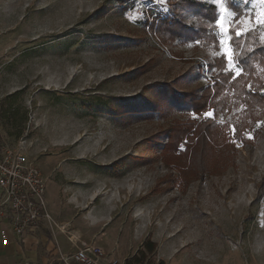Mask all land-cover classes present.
Instances as JSON below:
<instances>
[{
    "label": "rangeland",
    "instance_id": "rangeland-1",
    "mask_svg": "<svg viewBox=\"0 0 264 264\" xmlns=\"http://www.w3.org/2000/svg\"><path fill=\"white\" fill-rule=\"evenodd\" d=\"M184 1L0 0V130L27 135L56 230L119 264L147 241L146 264H264V107L234 94L249 84L232 87L245 73L230 78L222 30ZM197 1L233 31L248 17L243 40L264 48L259 0ZM171 19L209 35L160 34Z\"/></svg>",
    "mask_w": 264,
    "mask_h": 264
},
{
    "label": "built area",
    "instance_id": "built-area-1",
    "mask_svg": "<svg viewBox=\"0 0 264 264\" xmlns=\"http://www.w3.org/2000/svg\"><path fill=\"white\" fill-rule=\"evenodd\" d=\"M31 143L25 134L11 143L0 130V219H7L19 237L42 223L58 227L47 199V179L27 155ZM73 243L72 235L69 236ZM65 264H119L114 253L106 252L96 240L81 242L77 250L62 257Z\"/></svg>",
    "mask_w": 264,
    "mask_h": 264
},
{
    "label": "trees",
    "instance_id": "trees-1",
    "mask_svg": "<svg viewBox=\"0 0 264 264\" xmlns=\"http://www.w3.org/2000/svg\"><path fill=\"white\" fill-rule=\"evenodd\" d=\"M182 6H184L183 8L184 11L192 12L193 16L198 18L200 22L208 21L209 23L212 19L213 25L215 24L216 19H217L216 14H215L216 10H215V7H213L212 5L203 4L197 0H193V1L187 0L183 2ZM171 16L176 17L178 16V13L176 15L174 14ZM169 22L171 24L169 23L167 25V23L164 24L162 21L159 27L160 29H158L157 27V30H159L160 34L166 35V36L167 34H169V36L173 38H181V37H188L189 34L187 35L186 33H190L192 34V37L194 34L195 36L194 38H196V37L205 36L208 30L201 26H199L198 28H192L188 26L185 22L176 21L174 19H171V21ZM214 28H215V25H214ZM212 38H216V36L213 35ZM231 44L234 50L236 51V53L239 54L238 61L244 69L243 73H245L244 76H240L237 80L234 81V84L232 85V87L235 85H238L240 79H243L246 83L249 84L247 88L242 87L241 91L239 90H236V92L234 91V94H236L237 97L240 98L241 101L244 102V104L247 105L248 108H252V109L255 107L263 108L264 107V87H263V84L254 77V72L256 69L255 63L259 62L260 65L264 66V48L252 47L250 46L249 39L246 38L245 40H243L242 37L239 39L234 38L233 43ZM228 81L229 80H227V82ZM221 88H223V86L219 85V83H216V92H215L216 97L220 95ZM209 97H210V92L208 96H203L200 98H197L196 96L192 95L190 97V103L193 104L192 106L196 110H198L200 109V107L203 106V104L206 105ZM178 101H181V100L178 99ZM216 105L218 106L220 104L218 103ZM180 137H182L181 134H180ZM238 141H241L242 144L247 143L246 141H242V140H238ZM201 142L204 144V149L207 147L206 145L209 144L207 140H201L200 143ZM236 142L237 141L233 142L232 144L233 148H235L234 143ZM191 148H192V152L194 153L195 146ZM198 154L199 153L196 150L195 156H198ZM233 161H234V157H233ZM155 252H156L155 243H153L152 241H147L144 245V248L140 252H138L137 255H135L133 258L128 260L126 264H146L145 260H146L147 254L154 255ZM150 264H153V263H150ZM158 264H165V262L160 261Z\"/></svg>",
    "mask_w": 264,
    "mask_h": 264
},
{
    "label": "crops",
    "instance_id": "crops-1",
    "mask_svg": "<svg viewBox=\"0 0 264 264\" xmlns=\"http://www.w3.org/2000/svg\"><path fill=\"white\" fill-rule=\"evenodd\" d=\"M71 235L42 223L33 232L19 237L7 219H0V264H65L62 257L75 252L81 242H86L72 235V243ZM68 264L80 263L70 261Z\"/></svg>",
    "mask_w": 264,
    "mask_h": 264
},
{
    "label": "snow or ice",
    "instance_id": "snow-or-ice-1",
    "mask_svg": "<svg viewBox=\"0 0 264 264\" xmlns=\"http://www.w3.org/2000/svg\"><path fill=\"white\" fill-rule=\"evenodd\" d=\"M158 3H160L161 5H163L165 3V0H157ZM215 3L219 4L220 0H214ZM245 2L247 3V0H245ZM259 2L261 4H264V0H259ZM234 23H237V21H233ZM243 25H245L244 27L237 29V30H232L231 26H226L224 21L222 19H217L216 20V25L219 29H221L222 31L219 33V43L221 45V49L224 53V59L227 65L226 70L230 69L231 70V79H235L237 77H239L241 75V73L243 72V67L240 65V63L234 58L233 56V52L231 50V47L229 46L231 43H233L232 37H235L236 39L241 38L242 36H244L245 34H247L248 32V27L247 25L251 24V20L248 17H245L243 22H240ZM257 24H261L264 25V11H262L259 15V17L256 20ZM227 35L228 39L225 40L224 36ZM195 43H199V40L194 41ZM204 66L201 65V68H203ZM202 78L207 79L206 76H203ZM215 85H213L214 87ZM209 91H211V89H209ZM198 115V113H194V116ZM204 115L206 117H212L213 113L211 111H204Z\"/></svg>",
    "mask_w": 264,
    "mask_h": 264
}]
</instances>
